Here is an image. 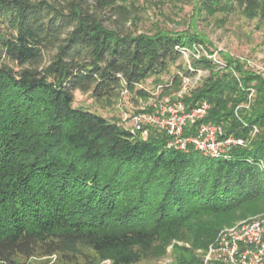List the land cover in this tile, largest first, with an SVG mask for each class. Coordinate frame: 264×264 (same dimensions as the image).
<instances>
[{
  "label": "trees",
  "instance_id": "1",
  "mask_svg": "<svg viewBox=\"0 0 264 264\" xmlns=\"http://www.w3.org/2000/svg\"><path fill=\"white\" fill-rule=\"evenodd\" d=\"M131 1L0 0V264H141L169 248L174 264H203L222 229L264 214V78L227 53L213 59L196 27L238 13L261 29L264 0H188L185 30L149 33L125 29ZM199 70L207 76L178 96ZM149 79L186 111L208 104L184 138L202 123L226 137L258 133L210 158L167 147L157 126L134 136L74 105L76 92L146 100L137 86Z\"/></svg>",
  "mask_w": 264,
  "mask_h": 264
},
{
  "label": "rangeland",
  "instance_id": "2",
  "mask_svg": "<svg viewBox=\"0 0 264 264\" xmlns=\"http://www.w3.org/2000/svg\"><path fill=\"white\" fill-rule=\"evenodd\" d=\"M130 3L133 5L131 8L132 16L125 25V29L128 31L149 33L157 28L167 31H183L191 21L193 5L188 0H134ZM218 18L221 17L219 16ZM196 27L197 31L212 44L209 50L214 51L213 59L219 60L217 52L227 53L246 62L253 71L264 78V27L257 29L255 21H248L238 13L226 18L224 25H220L214 18L206 17L202 20L199 19ZM189 54V52L185 51L182 53L181 61L183 67L188 65ZM47 59L48 57L46 56ZM207 74V71L199 70L192 77L184 80V85L178 96L195 86ZM163 79L166 80L168 77L165 76ZM137 89H144L150 96L144 100L135 93L123 92L119 98L111 103H96L88 94L76 92L74 105L75 107L89 109L108 120H119L120 124L125 128H129L133 118L142 114H136L138 111L147 109L154 111L175 103L170 96H161L160 86H156L153 79H149L141 86H137ZM165 100H168L169 103L167 102L168 104H166ZM262 216L264 214L240 221L224 229L234 228L239 223L248 222ZM178 245L183 244L178 243ZM167 253L165 257L157 261L141 264H174L170 256V248ZM45 261L44 258L34 257L25 261V264H44ZM53 262L54 258H52L50 264ZM207 263L209 262H205L203 258V264ZM97 264H109V262L104 261Z\"/></svg>",
  "mask_w": 264,
  "mask_h": 264
},
{
  "label": "built area",
  "instance_id": "3",
  "mask_svg": "<svg viewBox=\"0 0 264 264\" xmlns=\"http://www.w3.org/2000/svg\"><path fill=\"white\" fill-rule=\"evenodd\" d=\"M207 110L208 104L205 102L186 111L184 105L177 101L171 106L137 115L128 129L134 136L137 133L145 136L147 130H142V127L157 126L170 137L167 147L184 150L187 145H192L210 158H226L231 148L247 147L258 133V129L253 127L247 138L226 137L221 126L202 123L196 135L184 138L182 135L186 125L202 120ZM204 259L205 262L217 260L224 264H264V216L220 231L214 243L208 247Z\"/></svg>",
  "mask_w": 264,
  "mask_h": 264
}]
</instances>
